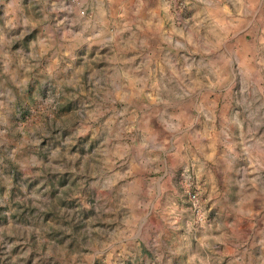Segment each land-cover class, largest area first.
I'll use <instances>...</instances> for the list:
<instances>
[{"label":"clouds","instance_id":"obj_1","mask_svg":"<svg viewBox=\"0 0 264 264\" xmlns=\"http://www.w3.org/2000/svg\"><path fill=\"white\" fill-rule=\"evenodd\" d=\"M0 264H264V0H0Z\"/></svg>","mask_w":264,"mask_h":264}]
</instances>
